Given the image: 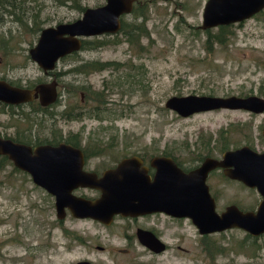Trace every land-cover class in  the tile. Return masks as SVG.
Here are the masks:
<instances>
[{
	"label": "rangeland",
	"instance_id": "obj_1",
	"mask_svg": "<svg viewBox=\"0 0 264 264\" xmlns=\"http://www.w3.org/2000/svg\"><path fill=\"white\" fill-rule=\"evenodd\" d=\"M62 1L23 0L22 22L29 28L34 19L43 28L79 17L81 12L71 8L68 1ZM103 1L79 0V3L95 7ZM135 1L144 9L147 35L133 44L125 41L121 33L84 38L117 41L78 51L65 61H58L57 72L79 61L118 64L100 71L61 74L58 81L61 102L77 101V92L74 97L66 92L75 87L83 89L81 117L46 120L47 114H38L43 122H39L37 129L33 126L34 138L47 141L51 140L49 131L77 130L101 136L119 150L122 147L140 151L146 157L167 153L180 161L195 152L217 156L222 149L241 145L264 148L263 140L254 133L258 118L250 122L251 131L244 136L238 132L239 125L236 126L247 120L240 112L219 109L180 117L163 105L173 95L243 96L264 91V9L241 24L228 26L231 34L218 44L205 33L215 34L218 27L206 31L199 27L205 0ZM2 19L0 34L11 54L5 57L0 49V76L21 84L44 79L27 54L37 34L12 21L7 14H2ZM122 21L139 23L140 18L123 15ZM90 93H96V102L88 97ZM15 121L14 116L9 117L0 107V133L10 132L12 127L3 124ZM232 184H222L223 198H230L238 186L244 207L258 199L255 191ZM47 199L46 192L33 185L25 173L15 170L9 161L0 162V264H71L83 257L97 259L101 255L90 245L73 247L68 254L60 246L54 253L46 247L40 210ZM156 221L167 250L158 256L148 255L151 264H210L211 257L217 264H264V234L247 237L240 229H230L201 239L186 218L177 221L159 215ZM77 226L83 230V226L75 223L74 227ZM56 232L54 229L53 233ZM204 244H216L224 252L209 256L202 247Z\"/></svg>",
	"mask_w": 264,
	"mask_h": 264
},
{
	"label": "water",
	"instance_id": "obj_2",
	"mask_svg": "<svg viewBox=\"0 0 264 264\" xmlns=\"http://www.w3.org/2000/svg\"><path fill=\"white\" fill-rule=\"evenodd\" d=\"M132 6L133 0H104L95 7H85L74 20L41 28L34 45L27 51L29 59L43 73L52 70L59 58L80 49L82 39L116 34L121 25L120 16L129 14ZM263 8L264 0H205L199 27L207 30L239 22ZM33 98H38L41 105L54 101V82L27 89L0 79V102L18 104ZM163 105L180 117L218 109L264 111V99L255 95H173ZM0 155L26 172L34 185L53 196L57 217L63 215L64 208L73 217H89L103 223H108L113 214L135 216L162 212L189 219L200 234L232 228L251 237L264 234V152L248 146L224 151L219 160L206 158L199 167L187 172L177 167L170 157L153 156L151 181L144 169H139L135 156L121 159L115 168L96 178L93 173L81 170L79 150L63 143L29 146L0 137ZM215 167L223 168L227 177L256 190L261 200L254 211H240L231 205L219 214L215 212L205 184L207 172ZM77 186L97 189L100 194L93 200L74 196L71 190Z\"/></svg>",
	"mask_w": 264,
	"mask_h": 264
},
{
	"label": "flooded vegetation",
	"instance_id": "obj_3",
	"mask_svg": "<svg viewBox=\"0 0 264 264\" xmlns=\"http://www.w3.org/2000/svg\"><path fill=\"white\" fill-rule=\"evenodd\" d=\"M133 7L134 4L129 14H131ZM263 9H261L260 11H262ZM255 14H253L252 16H254ZM122 17L123 15L120 16V23L122 21ZM243 20L235 23L241 24ZM235 23H230L221 26L228 27L231 24H235ZM78 51H82V49L81 50L79 49ZM78 51L65 55L64 57L59 58L58 61L61 62L65 61L66 58L72 57L71 55H76L75 53H77ZM72 61H76V60L72 59ZM89 62L92 61H79L62 72L55 71V67L52 70L47 71L46 73H43L42 70L40 69L45 77L44 79H37L34 81L26 80L25 83L23 84L14 80L6 79L3 76H0V79L7 81L11 85L27 88V89H32L35 85L39 83H46L53 81L55 84V91H56V98L54 99V101L46 105H41L39 103L38 98H33L32 100L21 102L18 104H5L0 102V107L4 108V111L8 114V116L9 117L14 116L16 119V121L13 122L12 124L11 123L7 124L8 122H6V124H3L6 128L12 127V130H10V132L3 131V133H0V137L10 139L11 141L14 142L27 144L29 146H35L38 144L57 145L59 143L70 145L78 149L79 152L81 153L82 156L81 170L85 172L93 173L96 178L102 177L105 171L115 168L121 159L125 157L135 156L139 160V165H138L139 169H144V173L148 176L149 180L151 181L153 178L154 169L150 165V159L153 156L146 157L144 154H141L140 151H128L126 150V148H124L123 150L122 147L119 150L118 146L110 145V143L105 141L104 138H102L101 136H97L93 133H84L83 131H77V130L75 131L66 130L62 132V130H60L58 132L55 131L48 132V135L51 140L44 141L45 140L44 139L39 143L38 142L39 140L34 138L36 131L35 129H33V126L37 129L39 122L40 121L43 122L41 120V117H37L38 114H44V115L47 114L46 120L47 119L53 120L54 118H58L60 120L66 121L71 119L74 120L81 117L80 109L82 108L85 100L83 98L84 97L83 91L79 90L77 92L78 93L77 101L74 100L73 102H68V101L61 102V100L58 98V86H59L58 81L60 75L65 74L70 68L78 64H83V63L85 64ZM46 79H48V81ZM259 89L262 90V88ZM66 93H70V92H66ZM71 94H73L72 97L75 96L74 95L75 93L71 92ZM248 95H255L264 99V91L258 93H251ZM244 96L247 95H243L239 97H244ZM24 109L27 110L26 113L22 111ZM227 110L240 112L246 115L247 120L245 123L236 124V126L239 125L238 132L244 134V136L249 131H251L250 122H254L256 118H258L257 125L254 126L255 128L254 133L257 132V135L260 136L261 140H263L264 142V137L262 135V129L264 127V111L260 113H254L243 109H227ZM66 113H71L73 117L68 118L67 116L64 117L61 115ZM106 139H108V137H106ZM241 146H247V145H241ZM248 147L250 148V146ZM235 148L222 149L221 151L218 152L219 154L217 156L213 154L211 155L209 152L206 153L195 152L192 156H190L189 158H185L183 161H180L174 156L172 157L167 153H160L154 156L170 157L174 161L177 167H179L182 171L187 172L189 170H193L199 167V165L206 158L219 160L221 159L222 153L224 151L233 150ZM251 149L256 152H264V148L262 149L251 148ZM14 168L15 170H19L16 167ZM19 171L25 173L28 176L29 180L31 181L29 175L26 172L22 170ZM224 183H231V184L233 183L232 184L233 186H235L234 183H237L242 188H247V189L249 188L240 181L227 177L223 173V168L215 167L209 170L205 177V184L207 186V190L210 197L213 199L214 210L217 214L221 213L226 207L231 205L235 206L240 211H249V210L254 211L256 209V206L258 202L261 200V197L254 188H249V190L255 191L258 194V199L254 201V203H252L251 206L244 207L241 203V201L243 200V195L238 191L240 190L238 186L234 187L237 191L232 192V196L230 198L228 199L223 198V189L221 188V186ZM71 194L74 196L93 200L99 196L100 192L97 189L77 186L71 190ZM46 196L48 198L46 200V204L42 206L40 210V225H41V231L43 232V236L45 238L44 242L46 247H48L49 250L52 253H54L56 249L60 246L62 248V251H65V254H68L71 248L73 247L85 248L90 245L92 246L94 251H97L101 254L97 259L83 257L81 259L75 260L71 264H77V263L151 264L149 263L148 255L151 257L158 256L167 250V243L164 240V235L156 227L157 217H159V215H162L163 217H167L169 219H174L177 221H181L184 219L181 217L169 216L162 212H151V213L139 214L135 216H122L120 214H113L111 216V219L108 221V223H103L100 222L99 220L89 217H73L66 208H64L63 210V215L61 217H57L56 212L54 210L53 196L48 193H46ZM75 223L81 226H83L82 225L83 223H87L88 226H83V230H79V226L74 227ZM89 228H91V230ZM54 229L57 230L56 234L53 233ZM226 230H230V229H226ZM226 230H222L219 232H210L205 234H200L197 231V233L199 237H201L202 239V238H206L209 234L212 235L220 234ZM223 252L224 249L218 245L216 246V244L208 245L209 256L220 255L223 254ZM210 261H211L210 264H217L215 263L214 258L212 257L210 258Z\"/></svg>",
	"mask_w": 264,
	"mask_h": 264
},
{
	"label": "trees",
	"instance_id": "obj_4",
	"mask_svg": "<svg viewBox=\"0 0 264 264\" xmlns=\"http://www.w3.org/2000/svg\"><path fill=\"white\" fill-rule=\"evenodd\" d=\"M68 1L70 4V7L77 10L78 12H82L84 10L85 7L81 6L79 3V0H64L63 2ZM133 10L131 12V14H133L134 18H140L139 23H132V22H125V21H121V25H120V30L118 33H121L122 36L124 37L125 41H127L128 43H136L139 41L141 36H146V30H145V26H144V21L146 20V16L144 14V9H141L139 7H142L141 5H139V2H136L135 0H133ZM23 0H0V25L4 22L2 19V14H7L12 18V21H16L18 22L20 25H22L25 29L30 30L32 32H34L35 34H38L40 28L39 23H37L36 20H31V24L32 27H27L26 24L24 22H22V9H21V4H22ZM228 27L227 26H219L217 28V31L215 34H209L208 31H206L205 33L207 34V38H212L213 41L215 43L221 44L226 37H228L231 32L227 30ZM117 39L115 40H104V39H90V40H86V39H82L81 41V46H80V50H87L88 48L90 49H94V48H98L102 45H105L109 42H114L116 43ZM206 42L208 43L209 40L206 39ZM7 41L2 38V35L0 34V49H1V54L4 55L5 57H8L9 53L11 54V51L7 48L6 46ZM11 49V48H10ZM118 63L113 62V61H107V62H89V63H83V64H78L72 68H70L67 72H71L74 74H78V73H88L92 72V71H100L103 70L109 66L112 65H117ZM82 91V87H75L73 89V91H68V92H72V93H76L78 91ZM92 101L96 102V93L93 95V93H90V95L88 96ZM98 102H102L101 100ZM66 111V110H65ZM62 116H67L68 118L73 117V115L71 113H66V114H61ZM20 122V121H19ZM222 137V136H221ZM223 139V138H221ZM23 140V139H21ZM39 143L41 141H38ZM2 161H9L5 156L0 155V162ZM249 235H247L248 237ZM208 245L211 244H204L202 247L204 250L208 251ZM215 247V246H213Z\"/></svg>",
	"mask_w": 264,
	"mask_h": 264
}]
</instances>
